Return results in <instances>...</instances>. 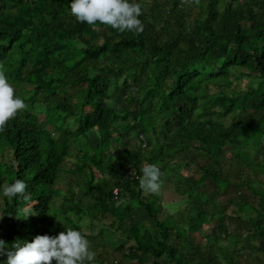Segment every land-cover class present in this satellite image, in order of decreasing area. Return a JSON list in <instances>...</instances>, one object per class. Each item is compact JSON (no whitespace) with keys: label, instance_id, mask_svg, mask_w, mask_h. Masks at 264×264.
<instances>
[{"label":"trees","instance_id":"16d2710c","mask_svg":"<svg viewBox=\"0 0 264 264\" xmlns=\"http://www.w3.org/2000/svg\"><path fill=\"white\" fill-rule=\"evenodd\" d=\"M138 2L143 31L119 32L77 21L70 0H0V71L26 104L0 131V151H11L0 186L28 184L0 196V239L83 232L93 217L100 237L111 226L130 241L94 264H264V0ZM38 113L61 131L58 142ZM66 161L84 180L62 195ZM149 163L162 171L157 193L139 186ZM167 167L184 168V180L165 178ZM172 183L189 200L182 219L161 215ZM238 188L253 200L240 190L219 203ZM129 200L147 215L124 229Z\"/></svg>","mask_w":264,"mask_h":264},{"label":"clouds","instance_id":"9594fccd","mask_svg":"<svg viewBox=\"0 0 264 264\" xmlns=\"http://www.w3.org/2000/svg\"><path fill=\"white\" fill-rule=\"evenodd\" d=\"M70 10L77 21L89 25L99 21L119 32L143 31L140 19L143 9L138 0H70ZM24 108L25 100L16 94L7 75L0 71V131ZM6 149L9 151L8 148L4 150ZM9 154L11 155V151ZM4 161L8 162L9 157ZM161 184L160 167L154 163L146 164L139 178L140 188L145 193H157ZM27 186L23 179H15L0 186V196L16 197L25 193ZM32 212H26L23 218ZM0 254L6 255V259L0 260V264H53V261L54 264H94L96 255L89 247L87 236L80 229L67 226L55 235L36 234L31 240L16 239L11 244L0 239Z\"/></svg>","mask_w":264,"mask_h":264},{"label":"rangeland","instance_id":"374dc122","mask_svg":"<svg viewBox=\"0 0 264 264\" xmlns=\"http://www.w3.org/2000/svg\"><path fill=\"white\" fill-rule=\"evenodd\" d=\"M246 84L245 79H235L234 80V84L233 87L236 88H241L242 86H244ZM216 88H212V90H214ZM43 113H38V119H39V123L41 125H43L45 127V129H47V131L50 133V135L58 142L60 135H61V131L59 129L56 128L55 125H53L52 123H45L42 122L43 121ZM68 128L70 130H74L76 128V122L71 121L68 124ZM95 132H97L96 130H89V133L91 135V138L96 137ZM73 151H76L75 147H73ZM226 157L228 158V160H230L231 158V154L229 151H226ZM9 157V151L6 149L3 152L0 151V161L1 160H5ZM5 162V161H4ZM3 162V163H4ZM65 165V171L62 173L61 177L58 179L57 183H56V187H59L61 189V193L62 195L65 194L66 192V188L67 185L70 184H74L76 181L78 182H82L84 180V178L81 176H79L78 172L73 169V165H70V163L68 161H66L64 163ZM184 168L182 169V172L186 174V171H183ZM180 172L177 173V171H173L172 168L167 167L165 169V178L168 177H173L176 178L178 180H184L185 175ZM97 176H100V173L96 172ZM171 186H167L162 190V201H161V215L164 214H176V217L178 219H182L183 216L186 214H184V212H186L187 208H185V206L188 204V199L185 196H182L180 194H178L177 192H175V190H173V183L170 184ZM242 191V194L245 195L248 199L253 200V196L250 194V192L246 189V188H238L236 191L230 190L232 193L231 195L227 196H220L219 199V203L223 204L226 203L228 201L229 197H233L234 199H239V197L241 196L239 191ZM63 203V197L59 196L56 200H55V205L56 206H62ZM128 204H130V206L132 208H134V211L131 216H129L127 218V220H125L124 222L121 223V226L124 229H128L131 225H133L134 223L145 219L146 217V212L145 209L142 206H136V201H130L127 202ZM234 205H231V208H233ZM183 212V215H180ZM74 219H78L77 215H73ZM110 219V218H109ZM109 219H106L105 221L107 222ZM94 218L90 217L88 219H83L81 221L82 226H83V232L86 235H90L91 232H93L92 236H95L89 240V247L91 250H93L95 252V254H99L101 252H105V250H110L112 246H110L111 243L114 242H119V240H122L126 245H128V243L130 242L124 235H122L120 232L116 231V228H112L111 226H108L107 228H105L102 231V236L100 237V227L102 225V223H96V225H94ZM89 221H92L93 225H94V229L93 227H91L90 225L88 226ZM147 224H149L148 222H146ZM149 226H151L149 224ZM116 229V230H114ZM121 264H134V262L137 261V258H121Z\"/></svg>","mask_w":264,"mask_h":264}]
</instances>
